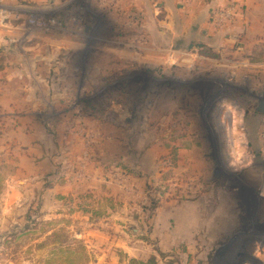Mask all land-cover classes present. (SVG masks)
<instances>
[{"label":"rangeland","instance_id":"1","mask_svg":"<svg viewBox=\"0 0 264 264\" xmlns=\"http://www.w3.org/2000/svg\"><path fill=\"white\" fill-rule=\"evenodd\" d=\"M161 1L0 0V32L20 31L0 42V85L20 98L0 110L12 151L20 131V174L4 175L26 187L8 196L0 264H129L122 245L157 264H264V118L245 114L264 49H169L166 29L190 20Z\"/></svg>","mask_w":264,"mask_h":264},{"label":"crops","instance_id":"2","mask_svg":"<svg viewBox=\"0 0 264 264\" xmlns=\"http://www.w3.org/2000/svg\"><path fill=\"white\" fill-rule=\"evenodd\" d=\"M28 1L33 5L39 7H44L49 2V0H28ZM188 1L189 0L161 1L162 8L164 11L167 12L168 17L171 18L176 17V19L179 20H183V17H186L184 19L190 20L189 24H187L186 22L183 23L182 28L175 27L173 30H171L166 27L167 29L164 32V34L171 37L169 39L172 41L171 43H173L175 37H177L176 40L182 41L186 39L188 40L190 39V37L192 38V36L194 37L197 36L201 39L199 40L200 47L206 48V50L208 51L212 49L213 53L215 55H218L219 58L220 56H222L221 53L228 51L226 49L227 47L224 48L223 50L218 51L214 49L213 46L214 47L216 46L217 48V46H222V44H224L225 46H229V45L233 46L232 45L233 42L238 43L237 45L239 47L238 50H234L233 47L229 50L230 52L229 55L231 56L235 51L242 53L246 51L250 46L251 47L261 46L264 49V0H237L238 6L240 8L237 19L235 20L234 23H226L225 25L222 26L217 25L216 21L214 20L213 13L219 9L221 10L224 9L226 3L223 0H191L190 4ZM5 26L6 27L9 26V23H6ZM19 27H20V23L17 24V26H15L16 29H18ZM242 38L245 41V43L242 42L241 40ZM246 39L248 41H246ZM18 40L20 41L19 30L12 31V29L4 28V31L0 32V42L2 41L18 42ZM169 43L170 42H168V44L166 45L167 48L172 49L174 47L173 49L177 51H181L182 46H178L177 44L174 43L173 44H169ZM196 48H197L196 45H190L188 49L189 51L193 52L196 50ZM210 56L211 55H209L208 57ZM256 61L257 62L253 64L258 65L259 62L258 60ZM192 63H193L192 59L182 60L180 64L175 67L186 68V66H190V64ZM220 63L221 62L217 61L218 65H220ZM234 63L235 62H233L232 59L231 61H229V63L226 62V64H229L231 66H233ZM246 63L247 62H245L244 65H241V67L248 68L249 67L248 65L250 64L248 63L246 64ZM262 63L264 62L262 61ZM226 67L228 66L226 65ZM1 86L2 85H0V110L3 112L6 111L8 115H13L14 111L19 108L18 106H19L20 98L18 97V93L17 91H9L8 93L6 88H3ZM15 106H17L18 108ZM18 132L19 133L16 136L17 147L13 148L14 149L13 151L9 149L11 144L9 143L10 141L7 140L6 136H0V150H2L0 151V180L3 181V188L0 189V236L3 232H5V230H8L10 227L15 226L12 225V221H10L8 215H6L8 209L10 210L11 208L10 206L12 205V201H14V200L10 201L8 196H10L11 194L12 198L18 197L19 193H21V191L24 192L26 188V187H22V188L15 187L14 184L11 182H13L16 177H11V176L9 177L8 175H4L7 169L11 168L10 166H15L14 169L16 168L17 174L18 175L20 174V155L16 154L15 157H10V158L8 155V154H12L16 150L17 151L20 150L19 129ZM3 151L5 152L4 154ZM21 164L26 165L25 166L26 170L28 171L30 170L31 165L28 164L27 156L21 159ZM27 166L29 167L27 168ZM34 180H38V179H34ZM20 183H22L23 185L25 184L24 182H20ZM31 185L32 187H30ZM28 187L30 189L36 188L35 184H29ZM51 188L54 192H56L57 187H51ZM65 188L66 190L72 189V187L70 186H65ZM18 189H20V192L18 191ZM182 209L183 208H179L177 210L179 214L181 213V211H183ZM172 211H174V209H172ZM158 222L156 223V225H158ZM162 226H165L164 220H162ZM130 248L131 246L127 250L125 249L124 245H122L121 252H124V255L130 257V259L131 258L137 259L139 256H136L134 253H131V251L133 252L135 249L134 248L130 249Z\"/></svg>","mask_w":264,"mask_h":264},{"label":"flooded vegetation","instance_id":"3","mask_svg":"<svg viewBox=\"0 0 264 264\" xmlns=\"http://www.w3.org/2000/svg\"><path fill=\"white\" fill-rule=\"evenodd\" d=\"M175 50V49H174ZM177 51V50H176ZM207 56L211 55L209 53H206ZM262 63V62H261ZM261 65H264V63L260 64L258 63V66L256 68L260 69L262 66ZM261 77V76H260ZM259 77V78H260ZM263 77H261L260 79H262ZM257 80V79H256ZM260 84H262L264 82V79H262L261 81H259ZM259 82L257 84V86L259 85ZM169 82L167 81L166 85H165V90L168 91L169 88H171L172 86H170V84H168ZM261 86V85H260ZM192 93V92H191ZM244 94H249L250 91L248 90H245V92H243ZM243 94V95H244ZM245 95V96H246ZM248 97V95H247ZM251 100L253 101L252 103V106H251V109H247V111H245V114H247L248 112L252 111L251 114L253 116H259L260 118H264V88H259V92L258 93H255V94H252L251 93ZM224 102H227L226 99H221L218 104L215 106V109L218 110L217 108H219L221 106L222 103ZM251 105V104H250ZM213 113H215V111H213L210 116H213ZM212 118V117H211ZM213 121V119H212ZM253 123L251 122H248V127H249V130H251V128L253 129ZM263 125L260 123V119H258L256 121V123L254 124V127L256 130H259V128H261ZM211 128H215L216 126L215 125H210ZM226 130V129H225ZM228 130V129H227ZM230 130H232L230 128ZM262 151H260L259 149L256 151L255 153V157H254V161L255 163L257 164H261L263 162V157H262ZM248 166V165H247ZM218 174V172H216V175Z\"/></svg>","mask_w":264,"mask_h":264},{"label":"built area","instance_id":"4","mask_svg":"<svg viewBox=\"0 0 264 264\" xmlns=\"http://www.w3.org/2000/svg\"><path fill=\"white\" fill-rule=\"evenodd\" d=\"M226 5L224 9H219L213 13L214 20L218 26L225 25L226 23H234L237 19L240 8L237 0H223ZM0 23L3 24V21ZM5 26V25H4Z\"/></svg>","mask_w":264,"mask_h":264},{"label":"trees","instance_id":"5","mask_svg":"<svg viewBox=\"0 0 264 264\" xmlns=\"http://www.w3.org/2000/svg\"><path fill=\"white\" fill-rule=\"evenodd\" d=\"M3 68L1 67L0 68V71L2 70ZM53 236V235H52ZM57 235H54V237H56ZM53 237V238H54ZM56 239V238H55ZM78 242V241H77ZM57 243V242H56ZM61 243V242H60ZM129 264H157V258H156V256H151L150 258H149V260L148 261H146V262H143V261H138L137 259H133V258H131V259H129Z\"/></svg>","mask_w":264,"mask_h":264}]
</instances>
